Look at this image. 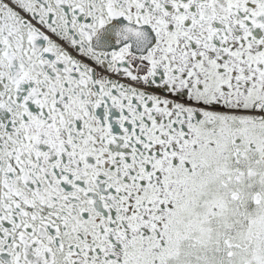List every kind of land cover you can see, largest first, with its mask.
I'll return each instance as SVG.
<instances>
[{
  "label": "snow or ice",
  "instance_id": "snow-or-ice-1",
  "mask_svg": "<svg viewBox=\"0 0 264 264\" xmlns=\"http://www.w3.org/2000/svg\"><path fill=\"white\" fill-rule=\"evenodd\" d=\"M0 264H264V0H0Z\"/></svg>",
  "mask_w": 264,
  "mask_h": 264
}]
</instances>
